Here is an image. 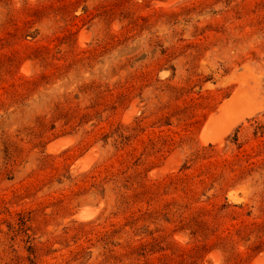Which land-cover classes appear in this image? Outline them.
Returning a JSON list of instances; mask_svg holds the SVG:
<instances>
[{
	"label": "rangeland",
	"instance_id": "obj_1",
	"mask_svg": "<svg viewBox=\"0 0 264 264\" xmlns=\"http://www.w3.org/2000/svg\"><path fill=\"white\" fill-rule=\"evenodd\" d=\"M165 1L0 0V264H264V0Z\"/></svg>",
	"mask_w": 264,
	"mask_h": 264
},
{
	"label": "bare ground",
	"instance_id": "obj_2",
	"mask_svg": "<svg viewBox=\"0 0 264 264\" xmlns=\"http://www.w3.org/2000/svg\"><path fill=\"white\" fill-rule=\"evenodd\" d=\"M171 1L172 0H166L163 4H168ZM245 67H247V64ZM227 79L228 81H237L239 86H236V89L232 90L233 92H231L229 96L223 98L219 102L216 111H212L208 114L202 128H200L201 132L199 138L202 144H223L227 136H229L238 125L246 123L249 118L260 113V111L264 108V101L262 102V100H258L259 97L257 96L260 92L258 91L259 80L252 75V72L244 70L239 73L234 70L227 77ZM127 112L130 113V111ZM68 141L69 140L66 138L55 139L48 143L47 149L54 152L59 151V149L69 144ZM87 155H89V153ZM87 155L81 157L78 156V159L74 161L75 165H73L76 166L74 168L82 170L87 169V167L90 166L91 160H93L88 158ZM231 198L237 201L236 197L232 196ZM80 210L81 209H79L78 212ZM90 211L89 209H84L79 212L78 217L87 218L90 216Z\"/></svg>",
	"mask_w": 264,
	"mask_h": 264
}]
</instances>
